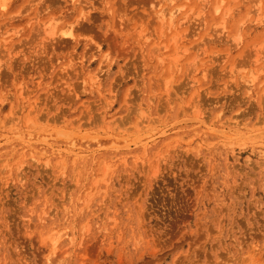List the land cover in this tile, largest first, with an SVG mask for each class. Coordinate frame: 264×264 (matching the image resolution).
<instances>
[{"label":"rangeland","instance_id":"1","mask_svg":"<svg viewBox=\"0 0 264 264\" xmlns=\"http://www.w3.org/2000/svg\"><path fill=\"white\" fill-rule=\"evenodd\" d=\"M211 1L174 61L155 13L188 1L5 0L0 264H264V0L238 49Z\"/></svg>","mask_w":264,"mask_h":264},{"label":"bare ground","instance_id":"2","mask_svg":"<svg viewBox=\"0 0 264 264\" xmlns=\"http://www.w3.org/2000/svg\"><path fill=\"white\" fill-rule=\"evenodd\" d=\"M172 1L173 0H170V2ZM184 1H188L190 3L189 4H184V3L177 4V5L170 7L168 10H160L155 13L156 21L159 23V29H160L159 34L163 35V37H165L166 39V42L163 44V49L167 50V53L165 54V56L172 57V60L174 61L179 56V54H185L188 52L187 47L182 46V48L177 50V52L175 51L177 56L173 58L174 51L172 50L177 43L184 40L185 37L187 36L191 21H193L192 17H198L199 15H202L204 7H205V4H204L205 0H184ZM242 1L245 3L244 4L245 5V17L241 16L238 20L234 21L230 28L226 27V21L229 15L232 13L231 5L226 6L223 0H212L210 2L212 3L211 7H212L213 14H214L213 17L215 20L213 23V32L217 34V32L219 31V33L222 32L226 34V37L228 38V43L231 42L230 45H232L233 48H236V49H238L239 47L242 48L245 42L244 41V37L246 34L245 25L248 21H251V19H249L248 17L251 15L250 14L251 8L253 6V3L249 0H242ZM251 4L252 6H250ZM5 8H6L5 0H0V11L4 10ZM263 20H264V10L261 12L259 10V5H258V8L255 11V18L253 21L256 23H263ZM203 23L207 25V20L205 19ZM48 28L49 29L44 30V31L45 32L48 31L47 33H50V37H51L54 35L53 30L50 29L51 24H48ZM59 35L62 36V38L63 37L72 38V34L70 33V31L69 33L61 31ZM250 46L253 49H252V52L248 54V56L253 57L251 65L254 68L255 74L251 72L250 76H247L246 80L244 81L247 84L248 90H252L255 88L256 75L258 72H261L264 70V48L262 47L261 43L260 44L253 43ZM178 51H181V52L179 53ZM227 54L228 53H226V55ZM198 57H199V54L197 53L189 61L193 63ZM193 66L195 65L193 64ZM202 74H203V70H202ZM89 76H90V81L92 85L93 84L96 85L99 83V76L97 74H92ZM234 124H237V123L235 122ZM20 176L21 175H18V177ZM62 235L65 236L67 234H62ZM62 235H59V231L52 228L46 231L45 230L42 231V233L40 234V240L42 242H47V243L50 242L52 244V250L50 251L53 253L56 248L55 247L56 242L60 238L63 237ZM244 260L245 259H242V261Z\"/></svg>","mask_w":264,"mask_h":264}]
</instances>
